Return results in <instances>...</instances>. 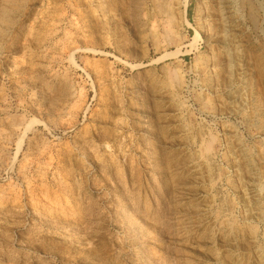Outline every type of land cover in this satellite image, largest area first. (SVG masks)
Masks as SVG:
<instances>
[{"label": "rangeland", "instance_id": "obj_1", "mask_svg": "<svg viewBox=\"0 0 264 264\" xmlns=\"http://www.w3.org/2000/svg\"><path fill=\"white\" fill-rule=\"evenodd\" d=\"M12 9L0 131L28 137L0 153V264H264V0Z\"/></svg>", "mask_w": 264, "mask_h": 264}, {"label": "bare ground", "instance_id": "obj_2", "mask_svg": "<svg viewBox=\"0 0 264 264\" xmlns=\"http://www.w3.org/2000/svg\"><path fill=\"white\" fill-rule=\"evenodd\" d=\"M1 2V1H0ZM16 2V0H3V3H2V5L0 6V37H2V35L4 34L3 32H5L4 31V29L7 27V25H8V23L10 22V20H11V17H12V8H13V4ZM161 6V5H160ZM159 6V7H160ZM164 7V6H163ZM161 8V7H160ZM164 8H167V7H164ZM155 9V8H154ZM159 11V10H158ZM18 12V11H17ZM157 12V11H156ZM160 12V11H159ZM46 13V12H45ZM48 13V12H47ZM161 13H162V11H161ZM164 14H165V12H163ZM237 15V14H236ZM34 17V16H33ZM43 19V18H42ZM45 19V18H44ZM41 20V19H40ZM43 21V20H42ZM163 21V20H162ZM35 22V21H34ZM39 22V21H38ZM46 22V21H45ZM178 22V21H177ZM41 23V22H40ZM43 23V22H42ZM44 26V25H43ZM53 28V27H52ZM43 29V28H42ZM55 29V28H54ZM53 29V30H54ZM44 30V29H43ZM56 30V29H55ZM51 31V30H50ZM48 32H49V30H48ZM56 32V31H55ZM166 32V31H165ZM10 33V32H9ZM47 33V32H46ZM45 33V34H46ZM51 33H53V32H51ZM167 33V32H166ZM43 35V34H42ZM52 35V34H51ZM43 36H45V35H43ZM47 36V35H46ZM51 37V36H50ZM74 39V38H73ZM49 41V40H48ZM48 41H46V42H48ZM39 45V44H38ZM33 47V46H32ZM43 47V46H42ZM26 48V47H25ZM29 48V47H28ZM58 48V47H57ZM69 48V49H68ZM68 51H67V53H66V56H65V58L63 59V61H58V62H53V63H55L56 64V66H62L63 64H64V61H66V62H72V60H71V57H72V55H74L76 52H78V50H79V48L78 47H75V46H71V47H69V45H68ZM40 49V48H39ZM29 50V49H28ZM44 50V49H43ZM45 50H46V48H45ZM27 51V50H26ZM30 51V50H29ZM28 51V52H29ZM54 51V50H53ZM44 52V51H43ZM36 53V52H35ZM46 53V52H45ZM45 53H44V55H45ZM24 54H25V52H24ZM29 55V54H28ZM33 55V54H32ZM52 55V54H51ZM25 56V55H24ZM53 56V55H52ZM54 56H56V55H54ZM57 56H58V54H57ZM56 56V57H57ZM44 57V56H43ZM30 58V57H29ZM50 58V57H49ZM32 59V58H31ZM44 59H46V57L44 58ZM32 60H34V58L32 59ZM22 61H24V60H22ZM21 61V62H22ZM46 61V60H45ZM44 61V62H45ZM54 61V60H53ZM29 62V61H28ZM32 62H35V61H32ZM37 62H38V59H37ZM41 62V61H40ZM25 63V62H24ZM42 63V62H41ZM14 64V63H13ZM22 64V63H21ZM26 64H27V62H26ZM29 64V63H28ZM34 64H36V63H34ZM38 64V63H37ZM46 64V63H45ZM48 64H49V62H48ZM54 65V64H53ZM91 65V64H90ZM25 66V65H24ZM31 66H33L32 64L30 65V67ZM44 65H42L41 67H43ZM50 66H51V64H50ZM87 66V65H86ZM19 67V66H18ZM27 67H29V66H27ZM34 67H35V65H34ZM34 67L32 68V69H34ZM37 67H39V66H37ZM37 67H35V70H36V68ZM41 67H39V68H41ZM94 67V66H93ZM95 67H97V66H95ZM20 68H21V65H20ZM62 68V67H61ZM31 69V70H32ZM46 69V67H44V70ZM86 69H88V66H87V68ZM10 70V69H9ZM23 70V69H22ZM28 70V69H27ZM30 70V71H31ZM39 70V69H38ZM42 70V68L40 69V71ZM53 70V69H52ZM88 70H90V71H92V73L93 72H96L95 71V69L93 68V70H92V68H89ZM100 70V69H99ZM98 70V71H99ZM29 71V72H30ZM34 71V70H33ZM55 71V70H54ZM97 71V72H98ZM11 72V71H10ZM16 72H17V70H16ZM19 72V71H18ZM23 72V71H22ZM26 72H28V71H26ZM33 73V72H32ZM42 73V72H41ZM47 73H49V72H47ZM57 73V72H56ZM56 73H55V75H56ZM99 73V72H98ZM97 73V74H98ZM15 74V73H14ZM27 74V73H26ZM45 74V73H44ZM51 74V73H50ZM8 75V74H7ZM19 75V74H18ZM47 75V74H46ZM49 75V74H48ZM51 75H53V74H51ZM60 75H62V74H60ZM177 75V74H176ZM23 76V75H22ZM32 76V75H31ZM36 76V75H35ZM41 76V75H40ZM50 76V75H49ZM23 77H25V76H23ZM63 77V76H62ZM61 77V78H62ZM20 78H21V76H20ZM31 77H27V79H30ZM33 78H34V76H33ZM32 78V79H33ZM40 78V77H39ZM38 78V79H39ZM49 78V77H48ZM15 79V78H14ZM24 79V78H23ZM22 79V80H23ZM50 79H52V78H50ZM53 79H55V78H53ZM63 79V78H62ZM65 79V78H64ZM174 79V78H173ZM230 79V78H229ZM25 80H26V78H25ZM24 80V81H25ZM33 80H37L36 78L35 79H33ZM41 80H42V78H41ZM104 80V79H103ZM62 81V80H61ZM64 81V80H63ZM66 81V80H65ZM13 82H15V80H13ZM17 82V81H16ZM19 82V81H18ZM18 82L16 83V84H18ZM38 82V81H37ZM58 82V81H57ZM100 82V81H99ZM35 83V82H34ZM34 83H32V81H30V80H27V81H25V85H23V84H21V85H23V86H19L18 88H20V89H23V88H25V89H34V88H36V86L34 85ZM59 83V82H58ZM176 83V82H175ZM43 84V83H42ZM62 84H63V82H62ZM42 86V85H41ZM63 86V85H62ZM67 86H68V84H67ZM66 85H65V87H67ZM177 86V85H176ZM64 87V88H65ZM43 88V87H42ZM38 89V88H37ZM59 89H60V87H59ZM74 89V88H73ZM40 90V89H39ZM38 90V91H39ZM45 90V89H44ZM48 90V89H47ZM47 90H45V92H47ZM71 90V89H70ZM16 91V90H15ZM21 91V90H20ZM25 91V90H24ZM33 91H35V90H33ZM49 91V90H48ZM75 91V90H74ZM74 91H67L66 92V94H64V98H63V102H62V104L60 105V108H59V110L60 109H62V113H64V115L65 116H67L68 118L69 117H72V116H74V115H76V114H78L79 113V111L81 110L80 108L79 109H69L70 108V106H69V108H67V109H64L63 107H64V105H66L67 104V106H68V104L69 103H75L78 99H79V96L77 95V93L76 92H74ZM17 92V91H16ZM22 92V91H21ZM36 92H37V90H36ZM27 93V92H26ZM56 93V92H55ZM28 94V93H27ZM37 94V93H36ZM44 94V93H43ZM42 94V95H43ZM54 94V93H53ZM24 95V94H23ZM40 95V94H39ZM42 95H41V97H42ZM59 95V94H58ZM25 96V95H24ZM38 96V95H37ZM47 96H49V95H47ZM39 98H40V96H38ZM37 97V98H38ZM53 97H54V95H53ZM52 97V95H51V98H53ZM60 97V96H59ZM32 98H34V97H31V99ZM50 98V97H49ZM55 98H56V96H55ZM62 98V97H61ZM28 99V98H27ZM30 99V98H29ZM36 99V98H35ZM34 99V100H35ZM54 99V98H53ZM46 100V99H45ZM51 100V99H50ZM49 100V101H50ZM61 100V99H60ZM58 101V100H57ZM30 102V101H29ZM28 102V103H29ZM46 102V101H45ZM78 102H79V100H78ZM50 103V102H49ZM56 104H57V102H55ZM30 104H32V103H30ZM43 105V104H42ZM41 105V106H42ZM31 106V105H30ZM35 106V105H34ZM52 106V105H51ZM72 106V105H71ZM59 107V106H58ZM75 107H76V105H75ZM78 107V106H77ZM32 108H34L33 106H32ZM36 108V107H35ZM45 108V107H44ZM1 109V108H0ZM38 109V108H37ZM40 109V108H39ZM33 110V109H32ZM36 110V109H35ZM64 110H68V111H66V112H63ZM34 111V110H33ZM49 111V110H48ZM48 111H46V112H48ZM5 112V111H4ZM36 112V111H35ZM50 112V111H49ZM52 112V111H51ZM55 112H57V111H55ZM61 112H58V114L59 113H61ZM34 113V112H33ZM54 113V112H53ZM61 113V114H62ZM34 114H36V113H34ZM36 115H38V113L36 114ZM44 115V114H43ZM49 115V114H48ZM47 115V116H48ZM57 115V114H56ZM60 115V114H59ZM59 115H57V116H59ZM63 115V116H64ZM40 116V115H39ZM46 116V115H45ZM46 116V117H47ZM52 116H54V114L52 115ZM61 116V115H60ZM77 116V115H76ZM43 118V117H42ZM45 118V117H44ZM73 118V117H72ZM44 120V119H43ZM10 121V120H9ZM9 121H7V122H9ZM15 121H17V120H15ZM48 121V120H47ZM4 122H6V120L4 121ZM6 122V123H7ZM63 122H65V120L63 121ZM42 123H44V121L42 122ZM61 123V122H60ZM5 124V123H4ZM46 124V123H45ZM29 125V124H28ZM7 126V125H6ZM63 126V125H62ZM65 127H64V129L66 130H70V129H72L73 128V125H71V123L69 124H67L66 123V125H64ZM6 128V127H5ZM27 128H29V127H27ZM24 129V128H23ZM29 130V129H28ZM30 130H31V128H30ZM31 132V131H30ZM28 133V132H27ZM26 135H24V130H22L21 128H20V125L19 124H15V123H9L8 124V126H7V128L6 129H4L3 131H0V153H3L4 151L6 152V150L8 149L7 147L9 146H11L12 144H14L15 145V147H19V142L20 141H22L23 139H24V137H25ZM37 136V135H36ZM26 137H28V136H26ZM35 138H37V137H35ZM27 139V138H26ZM28 140V139H27ZM41 140V139H40ZM214 140V139H213ZM25 141V140H24ZM30 141V140H29ZM31 141H32V139H31ZM30 141V142H31ZM44 142H46V141H44ZM209 142V141H208ZM28 143V142H27ZM26 143V144H27ZM31 144H34V143H31ZM52 144V143H51ZM55 144H57V143H55ZM28 145V144H27ZM38 145V144H37ZM40 145V144H39ZM43 145V144H42ZM28 146H30V145H28ZM55 146V145H54ZM13 147V146H12ZM57 146H55V148H56ZM59 147V146H58ZM14 148V147H13ZM31 148V147H30ZM29 148V149H30ZM33 148V147H32ZM16 149V148H15ZM20 149V148H19ZM26 149V148H25ZM40 149V148H39ZM51 149V148H50ZM54 149V148H53ZM58 149V148H57ZM9 150V149H8ZM37 150V149H36ZM41 150V149H40ZM60 150V149H59ZM49 151V150H48ZM55 151V150H54ZM21 152V151H20ZM25 152V151H24ZM30 152V151H29ZM61 152V151H60ZM63 152V151H62ZM61 152V153H62ZM65 152V151H64ZM63 152V153H64ZM83 152V151H82ZM86 152V151H85ZM233 152V151H232ZM26 153V152H25ZM24 154V153H23ZM27 154V153H26ZM32 154H35V153H32ZM40 154H42V153H40ZM59 154V153H58ZM30 155V154H29ZM76 155V154H75ZM6 156V155H5ZM26 156H28V155H26ZM41 156V155H40ZM43 156V155H42ZM80 156V155H79ZM31 157V156H30ZM33 157V156H32ZM34 157H35V155H34ZM83 157V156H82ZM8 158V157H7ZM11 158V157H10ZM16 158V157H15ZM60 158H61V156H60ZM13 159V158H12ZM22 159V158H21ZM29 159H31V158H29ZM6 160V159H5ZM24 160V159H23ZM35 160V159H34ZM40 160V159H39ZM38 160V161H39ZM61 160V159H60ZM68 160V159H67ZM18 162H19V160H18ZM25 162V161H24ZM30 162H32V161H30ZM42 163V162H41ZM68 163V162H67ZM5 164V163H4ZM33 164V163H32ZM40 164V163H39ZM71 164V163H70ZM46 165V164H45ZM41 166V165H40ZM7 167V166H6ZM20 167V166H19ZM28 167H29V165H28ZM39 167V166H38ZM103 167V166H102ZM17 168V167H16ZM41 168V167H40ZM44 168V167H43ZM38 169V168H37ZM3 170V169H2ZM37 171V170H36ZM43 171V170H42ZM71 171V170H70ZM5 172H6V170H5ZM21 172V171H20ZM45 172H46V170H45ZM55 172V171H54ZM23 173V172H22ZM69 173V172H68ZM25 174V173H24ZM36 174V173H35ZM21 176V175H20ZM41 176V175H40ZM37 177V176H36ZM39 178V177H38ZM50 178V177H49ZM29 184H31V183H29ZM23 185H25V184H23ZM29 188V187H28ZM61 188V187H60ZM29 189H31V188H29ZM67 189V188H66ZM2 190V189H1ZM4 191V190H3ZM6 191V190H5ZM63 192V191H62ZM29 193V192H28ZM12 196V195H11ZM15 196V195H14ZM13 196V197H14ZM75 197V196H74ZM14 198H16V197H14ZM53 203V202H52ZM6 204V203H5ZM41 204V203H40ZM54 204V203H53ZM4 205V204H3ZM8 205V204H7ZM18 205V204H17ZM65 205V204H64ZM21 206V205H20ZM19 206V207H20ZM26 206V205H25ZM14 207H15V205H14ZM16 208V207H15ZM14 208V209H15ZM30 208V207H29ZM34 208V207H33ZM8 209V208H7ZM79 209V208H78ZM1 210V209H0ZM4 210H5V208H4ZM19 210V209H18ZM30 210V209H29ZM77 210V209H76ZM3 211V210H2ZM1 211V212H2ZM10 212L11 211H15V210H9ZM17 211V210H16ZM34 211V210H33ZM48 211V210H47ZM6 212V211H5ZM18 212V211H17ZM3 213V212H2ZM8 213V212H7ZM12 213V212H11ZM38 213H39V211H38ZM42 213V212H41ZM71 213V212H70ZM255 213V212H254ZM59 214V213H58ZM7 215V214H6ZM60 215V214H59ZM38 216H40V215H38ZM7 217V216H6ZM34 217H36V216H34ZM39 218V217H38ZM43 218V217H42ZM48 218V217H47ZM40 219V218H39ZM38 220V219H37ZM45 220V219H44ZM43 221V220H42ZM45 222H47V221H45ZM47 223H49V222H47ZM229 225V224H228ZM207 231V230H206Z\"/></svg>", "mask_w": 264, "mask_h": 264}]
</instances>
